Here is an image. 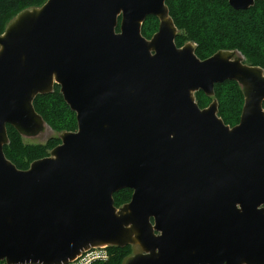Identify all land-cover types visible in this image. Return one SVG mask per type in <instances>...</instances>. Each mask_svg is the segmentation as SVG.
Here are the masks:
<instances>
[{"label":"water","instance_id":"obj_1","mask_svg":"<svg viewBox=\"0 0 264 264\" xmlns=\"http://www.w3.org/2000/svg\"><path fill=\"white\" fill-rule=\"evenodd\" d=\"M247 11L260 0H226ZM264 1V0H261ZM160 20L148 41L142 26ZM121 18L120 32L116 29ZM166 0H48L0 36V262L69 264L139 244L126 264H264V73L177 47ZM237 82L240 123L195 94ZM60 86L76 114L49 157L20 171L7 126L33 134V101ZM131 201L116 208L115 193Z\"/></svg>","mask_w":264,"mask_h":264},{"label":"trees","instance_id":"obj_2","mask_svg":"<svg viewBox=\"0 0 264 264\" xmlns=\"http://www.w3.org/2000/svg\"><path fill=\"white\" fill-rule=\"evenodd\" d=\"M48 0H0V36L15 18L27 9L41 8ZM169 15L179 34L176 45L182 48L187 42L196 45V56L204 61L219 51H237L247 64L264 72V1H256L247 11L234 10L226 0H166ZM121 18H119L120 20ZM152 29V31L150 30ZM158 29V19L148 17L142 26L143 36H151ZM147 30H150L149 33ZM119 32V27L117 28ZM218 102V116L225 125L236 126L244 104L243 92L237 82L227 81L214 89ZM196 100L200 108L212 98L199 91ZM33 106L43 121L56 132H76V114L65 103L58 85L49 94L38 95ZM264 108V104H263ZM9 142L4 146L6 158L20 171H27L35 161L49 157L60 143L52 138L44 145H27L15 128L8 125ZM133 191L123 189L114 194L116 208L131 201ZM108 259L92 264H125L132 255V246H108ZM0 264H6L0 262Z\"/></svg>","mask_w":264,"mask_h":264},{"label":"rangeland","instance_id":"obj_3","mask_svg":"<svg viewBox=\"0 0 264 264\" xmlns=\"http://www.w3.org/2000/svg\"><path fill=\"white\" fill-rule=\"evenodd\" d=\"M34 9H38V8H32V9H27V10H30V11H32V10H34ZM26 11V10H25ZM24 12V11H23ZM20 15V14H19ZM18 17V16H17ZM16 17V18H17ZM15 18V19H16ZM158 19V18H157ZM120 25H121V19L119 20V25H118V27H119V32H120ZM159 25H160V20L158 19V29H157V31L155 32V33H153V34H151V36L149 37V36H143V34H142V36L145 38V39H147L148 41H150V40H152L153 39V37H154V35L158 32V30H159ZM117 27V28H118ZM151 31H152V29H150ZM150 30H147L148 31V33H149V31ZM6 32V31H5ZM116 32H117V29H116ZM119 32H117V33H119ZM141 33H142V31H141ZM178 34H179V32H178ZM2 36V35H1ZM188 44H191V45H193V46H195L196 47V45H194L193 43H190V42H187L185 45H188ZM184 45V46H185ZM1 50V49H0ZM219 52H221V51H219ZM222 52H225L226 54H232L233 55V59H240L244 64H246V65H248V66H250L249 64H247V62H246V60H245V58L241 55V53H239V52H237V51H222ZM264 73V72H263ZM239 85V87H240V89L242 90V92H243V96H244V104H245V100H246V90H245V88H244V86H242V85H240V84H238ZM55 86V85H54ZM59 88H60V86H59ZM54 91V87H53V89H52V91L50 92V93H52ZM61 92V91H60ZM49 94V93H48ZM210 98H212V101L206 106V107H204V108H201V109H207L209 106H211L212 105V103H214V102H216L217 103V107H218V102H217V100L214 98V96H212V97H210ZM195 99H196V95H195ZM196 102H197V100H196ZM198 103V102H197ZM244 104H243V107H244ZM199 105V104H198ZM219 110V109H218ZM242 112H243V109H242ZM217 115H218V113H217ZM241 115H242V113H241ZM219 117V116H218ZM220 118V117H219ZM240 119H241V117H240ZM240 123V122H239ZM238 123V124H239ZM237 124V125H238ZM228 126V125H227ZM230 127V126H229ZM235 127V126H234ZM37 129H36V131L33 133V134H27V135H23V134H20L21 135V138H22V140H23V142L25 143V144H27V145H44V144H46L50 139H52V138H58V139H60V141H61V137H62V135L64 134V133H66V132H56V131H54L53 129H51L44 121H43V123L42 124H39L37 127H36ZM230 128H233V127H230ZM50 155H51V152H50ZM130 246H132V249H133V251H132V255L128 258V259H130V258H132L133 256H135V255H138V254H142V248L139 246V244H132V245H130ZM106 248L107 247H105V248H101V249H98V251H105L106 250ZM127 259V260H128ZM127 260H126V262H127ZM126 262H125V264H126Z\"/></svg>","mask_w":264,"mask_h":264},{"label":"built area","instance_id":"obj_4","mask_svg":"<svg viewBox=\"0 0 264 264\" xmlns=\"http://www.w3.org/2000/svg\"><path fill=\"white\" fill-rule=\"evenodd\" d=\"M101 249V248H98ZM98 249H91L79 257H76L69 264H92L94 261H105L108 259L107 251H98Z\"/></svg>","mask_w":264,"mask_h":264},{"label":"bare ground","instance_id":"obj_5","mask_svg":"<svg viewBox=\"0 0 264 264\" xmlns=\"http://www.w3.org/2000/svg\"><path fill=\"white\" fill-rule=\"evenodd\" d=\"M105 247H106L105 245H102V246H97V247L89 248V249H87V250L82 251V252L79 254V256H81L82 254H84L85 252H87V251H89V250H91V249H98V248H105ZM79 256H77V257H79Z\"/></svg>","mask_w":264,"mask_h":264}]
</instances>
